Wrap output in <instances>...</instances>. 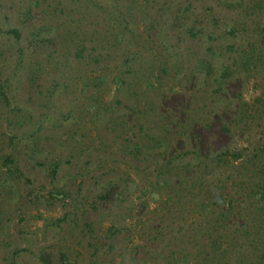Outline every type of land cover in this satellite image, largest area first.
I'll list each match as a JSON object with an SVG mask.
<instances>
[{"label": "rangeland", "instance_id": "374dc122", "mask_svg": "<svg viewBox=\"0 0 264 264\" xmlns=\"http://www.w3.org/2000/svg\"><path fill=\"white\" fill-rule=\"evenodd\" d=\"M0 88V264L199 256L195 202H211L216 228L231 196L229 242L258 262L264 0H0ZM148 140L144 155L124 150ZM186 149L231 153L188 169Z\"/></svg>", "mask_w": 264, "mask_h": 264}, {"label": "trees", "instance_id": "16d2710c", "mask_svg": "<svg viewBox=\"0 0 264 264\" xmlns=\"http://www.w3.org/2000/svg\"><path fill=\"white\" fill-rule=\"evenodd\" d=\"M189 32L191 35L196 36L198 31H195L194 28H190ZM8 33L11 34L16 40H19L21 38V33L19 29L17 28H11L8 30ZM82 52V51H81ZM80 52V53H81ZM229 66H225V69L223 73L221 74L223 77H227L229 75ZM119 82L123 81L124 78L123 76L117 77ZM104 79V77H103ZM1 90V88H0ZM2 93H4L3 90H1ZM224 130H227V127H223ZM149 141L142 142V141H132L128 142L127 144L124 145V150L133 155V156H140L145 154V150L150 148L149 147ZM151 143L154 145L157 143L156 139H151ZM154 149V148H152ZM230 150H226L225 152L222 151H215L211 154H204L202 152V149H186L183 150L182 153L178 154V157L183 159L182 161H186V166L185 168L191 169L193 168L196 164L194 162L197 161V163L202 162L201 160L204 161V157L206 160H208L207 166H209V163H217L218 166H221L222 163H225L228 161V156L230 155ZM232 155L235 158H239L240 154H237L235 152H232ZM175 155H173L170 160H167L165 164L160 166V171L165 172L166 170L168 171L169 165L172 164L173 161H175ZM4 164L8 166V171L11 173L17 172L18 167L16 166L15 159L12 155L7 154L4 157ZM14 164V168L12 165ZM59 168V162H54L53 163V173H55ZM188 187H192L193 184H191L190 180H186L184 182ZM253 196L256 197L257 199L261 200L264 199L263 196V191L261 190H255L253 191ZM227 197H223V204L225 202L228 203L223 205L221 208V212H219V225L216 226V228H212L210 226V221H209V213L211 212L212 209V204L210 201L207 199H204L199 202H195L194 205L198 208L200 214L206 216V223L202 224L199 228V233L200 235V240L204 237H208L209 241L205 244H199V250H198V255L195 254V256L192 253V250L190 248H183L180 251L177 250H172L169 253L166 254L165 258V263L164 264H226L230 259H233L236 257L235 260H237V264H264V247L259 250L260 246L258 247L259 251V259L258 262L253 259V257H250L251 255L249 253L245 252H237L234 250L229 242L230 239V231L228 227L222 222L228 221L231 219L232 215H234L235 212V196H231L228 199ZM231 229V228H230ZM233 232V231H231ZM264 245V243L262 244ZM243 248L245 246H242Z\"/></svg>", "mask_w": 264, "mask_h": 264}]
</instances>
